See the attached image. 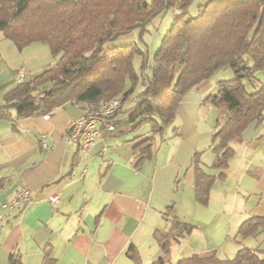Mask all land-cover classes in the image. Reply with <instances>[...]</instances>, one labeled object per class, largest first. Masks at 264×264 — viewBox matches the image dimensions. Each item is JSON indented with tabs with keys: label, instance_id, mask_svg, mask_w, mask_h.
I'll use <instances>...</instances> for the list:
<instances>
[{
	"label": "crops",
	"instance_id": "0c3cea01",
	"mask_svg": "<svg viewBox=\"0 0 264 264\" xmlns=\"http://www.w3.org/2000/svg\"><path fill=\"white\" fill-rule=\"evenodd\" d=\"M34 51L40 62L28 66ZM51 54L40 42L20 50L0 32V107L19 84L18 72L30 81L29 75L52 65ZM209 92L195 88L184 96L174 127L154 138L150 155L136 151L148 138L142 127L103 132L88 151L67 144L68 125L90 109L83 104L27 118L8 109L0 116V214H6L0 219V264H44L46 252L54 264H135L133 253L141 264H152L163 256L157 237L166 236L175 220L195 228L173 244L165 264L194 254L230 259L237 245L257 249L233 235L244 221L264 218V121L252 122L234 144L227 176L214 182L208 203L195 199L194 156L201 152L207 167L216 157L210 149L215 126L207 125L216 108L204 102ZM21 186L30 190V201L6 209ZM262 237L264 231L247 240Z\"/></svg>",
	"mask_w": 264,
	"mask_h": 264
},
{
	"label": "trees",
	"instance_id": "16d2710c",
	"mask_svg": "<svg viewBox=\"0 0 264 264\" xmlns=\"http://www.w3.org/2000/svg\"><path fill=\"white\" fill-rule=\"evenodd\" d=\"M193 1L0 0V32L4 37L20 50L35 42L46 44L55 59L33 79L23 80L5 93L0 116H6L10 108L18 117L27 118L68 103L90 108L117 98L120 106L112 117L114 128L109 133L149 125L148 138L136 151L138 155H150L154 138L176 121L184 96L229 66L236 77L220 80L217 92L204 99L217 112L210 145L215 160L207 167L201 152L193 160L195 199L206 205L214 182L227 176L234 144L242 142L252 122L264 121V85L250 93L237 76L242 73L254 77L257 71L264 70V0H205L197 16L188 17ZM171 6H176L179 15L155 54L154 74L143 78V91L132 98L135 102L129 108L122 110V104L131 98L140 81L134 56L144 54L136 44L116 48H107L106 44L136 28L144 29L153 17ZM246 56L251 57L252 66ZM119 114L126 115V120L120 122ZM194 228L175 220L166 236L157 237L163 256L152 264H165L173 244ZM263 231L264 218L256 216L244 221L238 233L247 238ZM129 257L141 264L134 253ZM54 261L46 252L44 264ZM176 264H264V250L242 245L230 259L194 254Z\"/></svg>",
	"mask_w": 264,
	"mask_h": 264
},
{
	"label": "rangeland",
	"instance_id": "374dc122",
	"mask_svg": "<svg viewBox=\"0 0 264 264\" xmlns=\"http://www.w3.org/2000/svg\"><path fill=\"white\" fill-rule=\"evenodd\" d=\"M202 2H205V0H194L192 4L190 5L187 16L188 17L197 16ZM178 15H179V11H177L176 6L168 7L166 10L160 12L155 17H153L151 21L145 25L144 29L136 28L131 33L122 35L118 39L108 42L106 44L107 48H116L120 46L136 44L141 49V51H143V54H144V55L139 54V55L134 56L133 64H134V68L136 72L140 76V81L138 85L136 86L133 94L131 95V98L122 104L121 106L122 110L129 108L131 99L143 91V85H142L143 78H147V77L151 78L153 76L155 54L157 53L158 49L161 47L165 35L171 28L172 23L174 22L175 18ZM31 54H32L31 60L33 62L29 60L28 66L33 64L35 61L39 63L41 56H42V55L40 56V54L36 51H34ZM51 57H53L52 54L50 55V57L47 58V61H49L48 63L53 64V60L51 59ZM36 58H40V59H38L37 61ZM245 59L246 61L250 63V66L253 65L251 57L246 56ZM143 61L145 62L144 68H142ZM241 74L242 73H240V75ZM237 76L241 78V82L244 84L247 91L250 93L258 90L262 85H264V70L257 71L254 77L244 76V74L242 76H239V75ZM34 77H35V74H31L28 76L27 79L28 80L33 79ZM235 77H236L235 71L231 67L226 66L216 71L208 80L200 83L196 87V90L198 89L210 90L209 94H215L218 90L217 83L220 80H231ZM209 108H214V107L212 104H210ZM122 115L123 114H119L118 119L120 118V116L122 117ZM216 118H217V114H216ZM216 118L214 119L211 114V118H209V121L207 122V125L209 126V128H212L213 126H215ZM172 127H174V125ZM148 129H149V125H145L142 127L141 132H144ZM169 129H171V127ZM225 196L227 198H231L232 192L231 194H225ZM233 239H237L239 242H242V243L244 242V245H246L247 241L253 242V245L255 248H260L264 250V237H262L259 240L253 239L255 240L253 241L252 239L247 240V238H242L241 236L235 234L233 235ZM193 243L194 241H192V239H189L188 244L193 245ZM226 246H224V249L228 250V247ZM237 250H238V245H237L236 252H232L231 254H229L231 258L235 257ZM227 255H228V252H227Z\"/></svg>",
	"mask_w": 264,
	"mask_h": 264
},
{
	"label": "built area",
	"instance_id": "2783aa9c",
	"mask_svg": "<svg viewBox=\"0 0 264 264\" xmlns=\"http://www.w3.org/2000/svg\"><path fill=\"white\" fill-rule=\"evenodd\" d=\"M24 72L20 70L17 75L18 83L23 82ZM120 106V100L117 98L111 100H104L99 104H93L89 111L80 119L73 120L68 125L65 142L67 144L79 143L81 149L88 151L95 143L96 139L100 138L103 132L112 131L114 128L112 117ZM48 118V116H45ZM43 146L46 147V139L42 141ZM30 201V190L21 186L15 192L14 197L5 205L6 209L26 205ZM56 203L58 197L51 199ZM6 218V214L1 213L0 219Z\"/></svg>",
	"mask_w": 264,
	"mask_h": 264
},
{
	"label": "water",
	"instance_id": "95a60500",
	"mask_svg": "<svg viewBox=\"0 0 264 264\" xmlns=\"http://www.w3.org/2000/svg\"><path fill=\"white\" fill-rule=\"evenodd\" d=\"M242 75H243V74H241V75L239 74V76H242Z\"/></svg>",
	"mask_w": 264,
	"mask_h": 264
}]
</instances>
